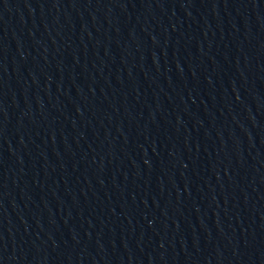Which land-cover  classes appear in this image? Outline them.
Instances as JSON below:
<instances>
[{
  "label": "water",
  "instance_id": "1",
  "mask_svg": "<svg viewBox=\"0 0 264 264\" xmlns=\"http://www.w3.org/2000/svg\"><path fill=\"white\" fill-rule=\"evenodd\" d=\"M0 264H264V0H0Z\"/></svg>",
  "mask_w": 264,
  "mask_h": 264
}]
</instances>
